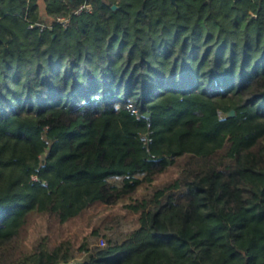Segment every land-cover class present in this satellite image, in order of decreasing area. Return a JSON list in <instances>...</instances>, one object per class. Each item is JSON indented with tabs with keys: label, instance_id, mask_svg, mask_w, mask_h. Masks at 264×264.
<instances>
[{
	"label": "trees",
	"instance_id": "1",
	"mask_svg": "<svg viewBox=\"0 0 264 264\" xmlns=\"http://www.w3.org/2000/svg\"><path fill=\"white\" fill-rule=\"evenodd\" d=\"M82 2L0 0V264H264V0ZM124 200L77 261L25 246Z\"/></svg>",
	"mask_w": 264,
	"mask_h": 264
},
{
	"label": "rangeland",
	"instance_id": "2",
	"mask_svg": "<svg viewBox=\"0 0 264 264\" xmlns=\"http://www.w3.org/2000/svg\"><path fill=\"white\" fill-rule=\"evenodd\" d=\"M173 172L171 170L159 176L156 183L168 180ZM143 193L145 189H141L137 196ZM130 202L131 200H124L110 206L96 204L78 218L65 223L41 216L32 217L22 232L25 246L30 249L40 242L53 246L68 239L72 243L74 260L77 261L83 255V245H104L108 237L126 234L136 226L137 214L128 206ZM101 239L104 243H101Z\"/></svg>",
	"mask_w": 264,
	"mask_h": 264
},
{
	"label": "built area",
	"instance_id": "3",
	"mask_svg": "<svg viewBox=\"0 0 264 264\" xmlns=\"http://www.w3.org/2000/svg\"><path fill=\"white\" fill-rule=\"evenodd\" d=\"M91 6L90 3H88V0H83L82 4H80L74 11L73 14L77 15L85 11H90ZM44 19V17H43ZM58 24H62V26H67L70 22V17L66 16H57L54 20ZM29 27H38L40 30H44L48 27V24L45 22H35L31 23ZM101 243H104V241L101 239Z\"/></svg>",
	"mask_w": 264,
	"mask_h": 264
},
{
	"label": "water",
	"instance_id": "4",
	"mask_svg": "<svg viewBox=\"0 0 264 264\" xmlns=\"http://www.w3.org/2000/svg\"><path fill=\"white\" fill-rule=\"evenodd\" d=\"M171 1L174 2L175 0H171ZM113 8L115 9L116 6L114 5ZM233 113H234L233 110H231V111L229 112V115H233Z\"/></svg>",
	"mask_w": 264,
	"mask_h": 264
}]
</instances>
